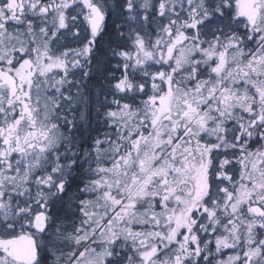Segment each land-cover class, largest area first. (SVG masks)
<instances>
[{
	"label": "snow or ice",
	"instance_id": "snow-or-ice-1",
	"mask_svg": "<svg viewBox=\"0 0 264 264\" xmlns=\"http://www.w3.org/2000/svg\"><path fill=\"white\" fill-rule=\"evenodd\" d=\"M0 264H264V0H0Z\"/></svg>",
	"mask_w": 264,
	"mask_h": 264
}]
</instances>
